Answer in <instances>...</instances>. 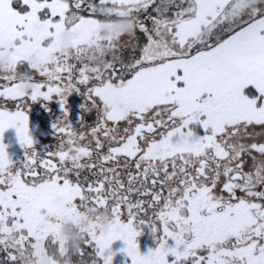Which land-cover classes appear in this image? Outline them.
<instances>
[{"label":"snow or ice","instance_id":"obj_1","mask_svg":"<svg viewBox=\"0 0 264 264\" xmlns=\"http://www.w3.org/2000/svg\"><path fill=\"white\" fill-rule=\"evenodd\" d=\"M117 14L134 33L116 55H89L96 23ZM72 24L70 54L59 38ZM5 46L14 64L0 97L17 103L0 104V264H41V238L54 264H112L115 240L131 264H264V0H0ZM74 91L96 117L79 130L65 107ZM54 97L65 116L41 156L26 113ZM9 128L26 149L19 165L2 142ZM55 192L75 215L110 211L109 230L94 223L67 249ZM145 224L159 236L142 255Z\"/></svg>","mask_w":264,"mask_h":264},{"label":"rangeland","instance_id":"obj_2","mask_svg":"<svg viewBox=\"0 0 264 264\" xmlns=\"http://www.w3.org/2000/svg\"><path fill=\"white\" fill-rule=\"evenodd\" d=\"M122 19H130V21L134 22V19L128 16H124V15H109L107 17H105L103 20L99 21L100 24L103 22H110L111 27L110 29H112V32H117L114 29L115 23H120ZM135 23V22H134ZM74 25V24H72ZM70 25V26H72ZM66 27L62 30L60 38H59V43L60 46L62 48H65L64 51L68 52V53H72L73 51H71V49H68V46H70L73 42H75L76 44H78L79 40H80V32L77 29V32L73 33V37L70 39H66V33L68 31V28L70 27ZM109 30L107 31H100L95 35H89L88 39L90 44H94L98 41V44H100V47L97 49V47L93 46V48L90 50L88 48V46H85V50L88 52L89 55H95L97 58H102L99 57L101 56L103 53H105L108 50H111V48H106L105 47V43L107 42V38H105L104 34L106 33L109 34ZM111 32V34H112ZM134 32L131 33H126L127 35H131ZM109 34V36L111 35ZM105 41V43H104ZM116 41H120L118 38H116ZM67 47V48H66ZM9 55H11L10 57H8ZM112 55H116V54H112ZM0 60L5 61L8 64H10V68L12 70V66L14 64V52L11 51L7 46L0 48ZM10 70V71H11ZM23 71V67L21 69ZM8 71V72H10ZM4 81L2 79H0V84H3ZM82 87V86H81ZM17 103V101H12V100H6L3 97H0V104H6L8 107L10 108H14L15 104ZM84 105H86V98L84 97V95L81 94L80 91H74L72 92L70 95H68L67 97V104L65 105V107L67 108V120L69 123H71L75 128H77V126L79 124H84L85 121L87 120L86 116L91 117V112L88 113V111H84ZM34 111H40L42 112L39 113V115L36 117L39 121V123L44 127V129L50 133L51 135H49V137L47 138V141L45 142L46 147L44 151H48L46 153V155L53 151L54 149H49L48 147L54 148L57 146L58 144V137L57 139L54 140V135L57 136V132L56 129L53 127V124L59 120L62 119L65 116V111L64 109L61 107V101L59 99V97H54L50 100L44 101L42 99H38L36 101H30L28 104V110H27V116H34L32 114V112L34 113ZM33 118V117H32ZM91 119H93L91 117ZM78 130V128H77ZM16 129L15 128H9L4 132L3 135V143H9V140L15 139L16 137H14L13 135L15 134ZM196 132L198 134H203V129L200 126L196 127ZM22 161V160H20ZM19 161V162H20ZM23 162V161H22ZM52 196H54V198L50 197L49 201L52 204V206L54 208L57 209H61L64 211L63 216L60 218L59 224L57 226L56 232H57V239L65 246H66V242L63 236V228L66 226L67 228H70L73 232H77V229L82 230V228H87L89 226H91L92 224L95 223L96 227L98 228V219L97 220H93L92 217L87 214V213H80L79 215H75L73 214L67 207H66V196L64 193L62 192H55L50 194ZM149 215H151V212H149ZM90 218V219H89ZM41 219H43V217H41ZM85 219H89V223L87 225L83 224V221ZM45 223H49V221H45ZM74 227H77L74 228ZM142 230L146 231V235L143 238L139 239V242L141 243L142 241H149L148 244L143 247L138 245V250L142 255H146L148 254L150 249H155L158 245V236H159V232H153L150 228L149 225L145 224L142 227ZM45 241L43 238H41V241L39 242V248L38 251L41 254V257H43V255L45 254ZM126 247V244L123 240H115L113 241L110 251L111 253H114L113 256V263L112 264H131V258L127 255L126 252L121 251V249H124ZM82 248L84 249L85 252H87V248L85 246L82 245ZM107 254V252H106ZM4 254L2 252H0V260L3 259ZM115 262V263H114Z\"/></svg>","mask_w":264,"mask_h":264},{"label":"trees","instance_id":"obj_3","mask_svg":"<svg viewBox=\"0 0 264 264\" xmlns=\"http://www.w3.org/2000/svg\"><path fill=\"white\" fill-rule=\"evenodd\" d=\"M120 21H121L120 23H115V26H114V29L116 31L118 29L117 32H115V31L112 32V29H110V27H111L110 22H103V23L100 24V22L98 21L96 23L94 29L90 33L91 35H95V34H97L100 31L104 32V31L109 30L110 31L109 34H111V32H112V34L110 36H109V34H107V35H106V33L104 34L105 38H107V40H106L107 42L105 43V41H104V43H105L104 45H105L106 48H111V50L106 51L105 53H103L99 57L103 58L104 56H107L108 54H111V55L112 54H116V53L112 52V49L117 44L116 38L121 40V38H123V37H125L127 35L126 33L133 32L132 31V23L133 22L130 21V19H127V20L126 19H122ZM74 32H77V26L75 24L68 28V31L66 33L67 41H68L69 38L71 39L73 37L72 35H73ZM78 44H79V42H78ZM78 44L73 42L70 46H68V49L70 48L71 51L74 52L77 49ZM100 44H102V43H100ZM100 44H98V41L96 43H94V44H90V42H89L86 46H88V48L91 50L93 48V46L97 47V49H98L100 47ZM62 49L64 50L65 48H62ZM10 56L11 55H9L8 57H10ZM8 66H9V69L11 70L10 64H8ZM36 78H39V74L38 73L36 74ZM90 112H91V117L93 119H91L90 114H89V116H86L87 120L85 121L84 125H92L95 122V119H96L95 113L93 111L89 110L88 113H90ZM39 113L42 114V112H40V111H34V113L32 112V114L34 116H30V117L28 116V120H29V134H30V136L32 137V139L34 141V143L32 145V149H34L39 155L46 156V153L48 151L47 152L44 151L45 147H46L45 142L47 141V138L51 134L48 133L44 129V127L39 123L38 119L36 118L39 115ZM80 127H81V124H79L77 126L78 130L80 129ZM13 136L16 137V138L12 139V140H9V143L5 144V145H7L6 151H7L8 155H9L10 160H12L13 163L19 165V164L22 163V161H25L26 158H27L26 157V149L21 146V143L19 141V138H18V135H17L16 131H15V134ZM55 139H57L56 135H54V140ZM55 148L56 147H54V148L48 147V150L49 149H55ZM20 160H22V161H20ZM50 197L54 198V196H52V195H49V198ZM65 228H66V226L63 228V230ZM74 228L77 229V227H74ZM83 229L84 228H82V230L77 229V232L83 233ZM145 235H146V231L142 230V228H141L140 234L136 238L137 242H138V245L145 247L148 244V242H149L148 240L144 241V242L142 241L141 243L139 242V239L143 238ZM66 246H67V244H66ZM83 246H85L87 248V252H90L92 250L87 245H83ZM66 248L70 249L68 246ZM40 261H41V264H54V261L52 259L51 254H50V250L45 252L43 257H40Z\"/></svg>","mask_w":264,"mask_h":264},{"label":"clouds","instance_id":"obj_4","mask_svg":"<svg viewBox=\"0 0 264 264\" xmlns=\"http://www.w3.org/2000/svg\"><path fill=\"white\" fill-rule=\"evenodd\" d=\"M132 31H135V23H132ZM10 71L9 66L5 61L0 60V72H8ZM90 219V218H89ZM89 219H85L83 221L84 225H87L89 223ZM113 216L112 213L108 210H105L100 213L99 219H98V229L101 231H108L109 227L112 223ZM63 236L65 239V242L67 246L70 249H78L81 246V243L84 239V234L81 232H73L70 228H65L63 230Z\"/></svg>","mask_w":264,"mask_h":264}]
</instances>
